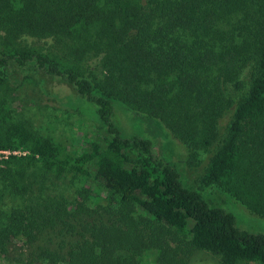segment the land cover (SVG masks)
<instances>
[{"label":"trees","instance_id":"1","mask_svg":"<svg viewBox=\"0 0 264 264\" xmlns=\"http://www.w3.org/2000/svg\"><path fill=\"white\" fill-rule=\"evenodd\" d=\"M10 63L70 84L105 136L67 152L16 120L0 78V151L22 153L0 165V256L20 242L31 264H187L196 251L264 264V234L199 192L219 187L264 218V0H0V70ZM115 101L213 152L198 190L149 140L122 136ZM47 176H91L106 203L90 188L46 198Z\"/></svg>","mask_w":264,"mask_h":264},{"label":"rangeland","instance_id":"2","mask_svg":"<svg viewBox=\"0 0 264 264\" xmlns=\"http://www.w3.org/2000/svg\"><path fill=\"white\" fill-rule=\"evenodd\" d=\"M27 43H35L43 48L48 46V43L31 38L27 39ZM0 78L4 81L3 89H9L6 93L14 101L11 108L16 120L25 121L41 133L50 135L63 144L67 152L85 150L89 142L103 145L105 134L97 120L96 107L78 96L70 84L36 71L33 67H19L14 63H10L5 70H0ZM113 107L111 121L119 128L123 137L149 140L157 156L178 173L183 186L198 190L199 179L204 174L213 152L189 151L160 121L143 115L136 116L119 101H115ZM4 160L0 154V165ZM38 180L43 182V196L46 198L64 197L68 201H74L79 189L90 188L93 190L92 196L99 193L102 199L99 202L104 205L106 203V194L91 176H65L58 180L47 176L39 177ZM199 192L210 207L231 214L236 228L240 231L264 234V218L250 214L221 188L214 186ZM101 212L102 210L91 213L93 218L90 220L98 218L103 214ZM26 252L28 246L14 242L9 245L7 254L0 256V264H31L25 258ZM22 257L23 263L20 261ZM187 264L221 263L219 258L205 251H196L189 257Z\"/></svg>","mask_w":264,"mask_h":264},{"label":"built area","instance_id":"3","mask_svg":"<svg viewBox=\"0 0 264 264\" xmlns=\"http://www.w3.org/2000/svg\"><path fill=\"white\" fill-rule=\"evenodd\" d=\"M0 154H2L5 159H7V157L10 155H20L22 153L19 151H0Z\"/></svg>","mask_w":264,"mask_h":264}]
</instances>
